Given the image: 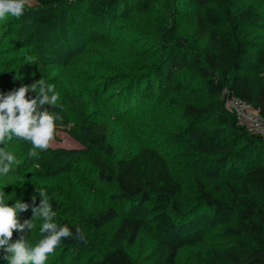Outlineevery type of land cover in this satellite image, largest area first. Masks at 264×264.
<instances>
[{"label":"rangeland","instance_id":"rangeland-1","mask_svg":"<svg viewBox=\"0 0 264 264\" xmlns=\"http://www.w3.org/2000/svg\"><path fill=\"white\" fill-rule=\"evenodd\" d=\"M47 1L28 0L22 16H8L0 21V93L15 89L14 83L30 85L42 78L47 84L54 85L59 94L58 106L50 111L62 117L56 121L50 147L45 151L37 150V157L28 155L32 147L30 142L15 137L7 141V150L16 156L19 164L7 176H0V190L5 193L6 202L11 206L20 199L31 204V197L36 195V206H39L41 197L36 188H42L56 212L55 218L88 220L97 211L112 205L110 196L115 190L114 185L106 183L100 176L97 162L114 163L141 146L155 147L167 157L173 173L183 185V192L176 202L180 205L179 211L187 214L182 217L184 224L179 223L170 233L171 238L183 246L180 264H203L198 262V254L202 252L206 259L210 249L231 244L224 232L233 225L234 216L216 217L206 207H197L188 213L196 205V178L225 202H233L241 195V179L227 173L229 165L220 172L210 170L205 163L191 165L193 155L199 154L191 148L195 132L204 131L216 136L217 129L228 127L220 125L215 118L195 125L183 118L181 105L208 102L205 82L197 78L173 86L162 106L158 105L157 99L151 106L143 105L139 103L140 96L134 94L135 109L132 103L124 102L125 99L119 106L120 113H112L111 107L118 102V94L129 85L128 75L140 74L157 57L171 51V44L164 45L170 39L169 35H176L194 51L201 53L205 49L207 40L198 39L193 27V18L203 12L204 5L201 0H160L164 9L159 15L165 22L163 19L150 22L136 11V0H119L115 13L103 18L89 13L96 0H53L45 4ZM233 2L243 9L255 6L259 16L244 27V32L248 40L264 47V0ZM53 11L55 15L48 25L39 23ZM174 17L176 22L172 25ZM119 75L126 81H117ZM251 76L255 83H263L264 66ZM145 88L143 84L140 90ZM27 95L35 98L36 94L29 92ZM171 96L180 106L166 104ZM224 108L231 117L236 116V111L227 104ZM84 117L107 124L114 157L109 158L89 145L88 135L81 126ZM30 158H33L32 166H29ZM39 158L51 161L50 177L33 174V164ZM152 206L145 207L139 214L151 219L155 212ZM18 217L21 222L31 219V208L19 213ZM119 222L117 219L101 230H90L94 234L93 246L98 256ZM33 223L34 228L27 235L28 243L35 246L42 238L39 228L43 221L38 218ZM19 235L14 231L12 241ZM159 247L154 234L144 232L129 248V255L139 264H154ZM95 254L78 251L62 262L61 251L55 249L46 264H90ZM0 264H6V261L0 259Z\"/></svg>","mask_w":264,"mask_h":264},{"label":"trees","instance_id":"trees-1","mask_svg":"<svg viewBox=\"0 0 264 264\" xmlns=\"http://www.w3.org/2000/svg\"><path fill=\"white\" fill-rule=\"evenodd\" d=\"M118 1L96 0L89 13L108 17L115 13ZM201 4L204 5L203 12L195 15L193 27L198 39L207 40L205 49L201 53L194 51L176 35H169L170 39L164 45L171 44V51L157 57L156 62L149 64L140 74L128 75L129 85L118 94L120 98L111 111L120 113L122 99L132 103L135 109L134 94L140 96L139 103L143 105L151 106L157 99L158 105L162 106L173 86L202 79L208 94L207 103L187 102L180 106L171 96L166 104L180 106L183 118L193 125L214 118L220 125H228L217 129L216 136L204 131L195 132L191 148L199 154L193 155L191 165L205 163L210 170L219 172L225 171L224 167L229 165L227 173L241 179V195L233 202H225L209 191L200 178H196V205L188 213L197 207H206L216 217L234 216L233 225L224 232L231 244L210 249L206 259L201 252L198 262L264 264V137L240 125L236 116L231 117L224 108L229 99L239 98L251 104L264 118V82L255 83L251 76L252 72L264 66V47L248 40L244 32V27L253 23L259 14L255 6L243 9L233 0H201ZM134 7L145 21L164 18L159 15L164 9L160 0H136ZM54 15L55 11L45 15L39 23L48 25ZM175 22L174 17L172 25ZM122 77L119 75L117 81H126ZM143 84L146 88L140 90ZM13 85L15 89L20 87L16 83ZM81 126L85 128L90 146L109 158L114 157V145L104 121L92 122L84 117ZM32 160L30 158L29 162ZM97 165L103 180L115 186L110 196L112 205L97 211L88 220L55 218L58 224L68 225L73 233L79 228L85 237L83 241L75 236L61 241L56 250L61 251L62 262L76 252L84 251L97 253L90 264H139L131 259L129 248L144 232L151 231L160 244L154 264H180L183 246L171 238L170 233L177 229L179 223L184 224L182 217L187 213L179 211L180 205L176 201L183 192V185L173 173L167 157L155 147L141 146L114 163L98 161ZM32 172L38 177H50L51 161L39 158L33 164ZM149 205H153L155 211L151 219L139 214ZM117 219H120L119 224L98 256L93 246L94 234L90 230H101Z\"/></svg>","mask_w":264,"mask_h":264},{"label":"clouds","instance_id":"clouds-1","mask_svg":"<svg viewBox=\"0 0 264 264\" xmlns=\"http://www.w3.org/2000/svg\"><path fill=\"white\" fill-rule=\"evenodd\" d=\"M28 0H0V21L12 16L19 18L23 15ZM35 93L30 98L27 93ZM59 94L55 86L47 84L42 78L30 85L4 94L0 93V176H7L19 164L16 156L7 150V141L14 137L31 143L28 153L37 157L38 151L50 147L56 131V121L62 117L50 108L57 107ZM41 197L36 206V195L31 197L32 203L17 199L9 206L5 193L0 190V259L6 264H46L50 254L60 245L62 240L73 238L85 240L79 228L75 233L68 225H60L55 221L56 212L53 210L49 196L44 189H37ZM31 208L32 218L20 221L18 214ZM43 221L39 232L41 239L32 246L28 243L27 233L34 228L36 219ZM20 233L19 238L12 241L13 233Z\"/></svg>","mask_w":264,"mask_h":264},{"label":"built area","instance_id":"built-area-1","mask_svg":"<svg viewBox=\"0 0 264 264\" xmlns=\"http://www.w3.org/2000/svg\"><path fill=\"white\" fill-rule=\"evenodd\" d=\"M226 104L236 111V119L240 125L264 137V118L260 116L258 110L239 98L229 99Z\"/></svg>","mask_w":264,"mask_h":264}]
</instances>
